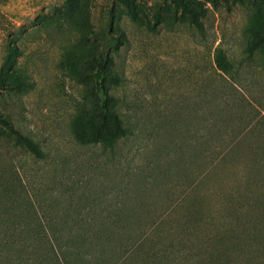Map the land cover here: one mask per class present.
<instances>
[{
	"label": "rangeland",
	"instance_id": "obj_1",
	"mask_svg": "<svg viewBox=\"0 0 264 264\" xmlns=\"http://www.w3.org/2000/svg\"><path fill=\"white\" fill-rule=\"evenodd\" d=\"M0 116V264H264V0H0Z\"/></svg>",
	"mask_w": 264,
	"mask_h": 264
},
{
	"label": "trees",
	"instance_id": "obj_2",
	"mask_svg": "<svg viewBox=\"0 0 264 264\" xmlns=\"http://www.w3.org/2000/svg\"><path fill=\"white\" fill-rule=\"evenodd\" d=\"M187 8H188V6L185 4L184 5V11H188L192 16H196L197 14L195 13V11L194 10H192V9H188L187 10ZM156 19H159V16H157L156 17ZM121 38H124V40H127V37L126 36H124V33H123V35H119V37H117V36H110V40H112V41H115L116 42V47H118V45L119 44H121L122 42H123V40H121ZM109 77H112V76H110V75H108ZM113 78V77H112ZM103 85L102 84H100V88L101 89H104L103 87H102ZM111 101H115V97L113 96V95H109L107 92H104L103 93V96H102V98H101V100H100V106H101V109H102V111H103V113H104V117H103V122H104V126H101L100 127V132H99V137L100 138H102L101 137V133H103V130L106 128V124H107V122H111V123H113L114 125H113V130H112V134H111V140L112 141H116V140H118L119 138H121V137H123L125 134H126V132H127V129L125 128V126H124V123H123V120H122V118H121V116H120V114L118 113V111H117V109L116 108H114V109H112V105L113 104H111ZM0 123L7 129V131H9L10 133H14V134H17V131L13 128V126L9 123V121H8V119H6V118H4V117H2V116H0ZM250 132H252V131H243L242 132V135L243 136H247ZM255 134V133H254ZM25 142H27L28 144H29V146L31 147V148H33V149H35L37 152H40V149H39V147H38V145L35 143H33V141H31V140H29V139H23ZM230 150V149H229ZM228 150V151H229ZM108 225L107 226H105V229H108ZM92 228H95V227H92ZM91 231L94 233V235L95 234H98V233H96V232H99L100 230H97V231H95V229L93 230V229H91ZM94 235H89L88 236V239H85L86 241H89V242H91L92 241V239H93V237H94ZM91 240V241H90ZM57 245V246H59V243H56V242H54V241H51V242H49V245ZM62 246V245H61ZM62 250V249H61ZM43 262V261H42ZM42 264H44V262L42 263Z\"/></svg>",
	"mask_w": 264,
	"mask_h": 264
}]
</instances>
